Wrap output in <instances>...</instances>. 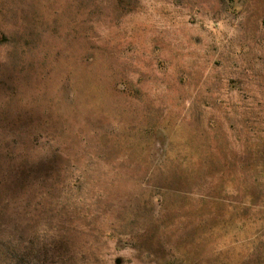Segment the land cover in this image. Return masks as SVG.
<instances>
[{
    "label": "rangeland",
    "instance_id": "1",
    "mask_svg": "<svg viewBox=\"0 0 264 264\" xmlns=\"http://www.w3.org/2000/svg\"><path fill=\"white\" fill-rule=\"evenodd\" d=\"M0 264H264V0H0Z\"/></svg>",
    "mask_w": 264,
    "mask_h": 264
}]
</instances>
